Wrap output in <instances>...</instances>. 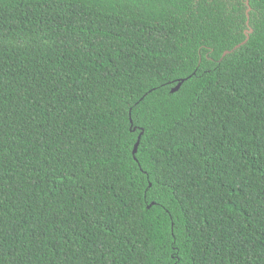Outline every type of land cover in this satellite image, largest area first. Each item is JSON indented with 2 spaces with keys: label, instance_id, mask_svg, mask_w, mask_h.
<instances>
[{
  "label": "trees",
  "instance_id": "16d2710c",
  "mask_svg": "<svg viewBox=\"0 0 264 264\" xmlns=\"http://www.w3.org/2000/svg\"><path fill=\"white\" fill-rule=\"evenodd\" d=\"M0 264H264V0H0Z\"/></svg>",
  "mask_w": 264,
  "mask_h": 264
},
{
  "label": "water",
  "instance_id": "95a60500",
  "mask_svg": "<svg viewBox=\"0 0 264 264\" xmlns=\"http://www.w3.org/2000/svg\"><path fill=\"white\" fill-rule=\"evenodd\" d=\"M246 2L248 3V1H246ZM249 9H250V8H248V11H249ZM247 38H248V35H247ZM244 42H245V41H243L242 43H244ZM240 45H241V44H238V45H236L234 48L239 47ZM232 50H233V49H231V50H226V51L223 53V55L229 53V52L232 51ZM181 83H182V80L179 81V82L177 83V85L174 86V87L171 89V91L174 92V91L178 90L179 87H180V85H181ZM139 139H140V136L138 137V140L136 141V143H135V145H134L133 153H135L136 150H137V147H138V144H139Z\"/></svg>",
  "mask_w": 264,
  "mask_h": 264
}]
</instances>
